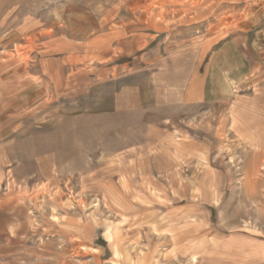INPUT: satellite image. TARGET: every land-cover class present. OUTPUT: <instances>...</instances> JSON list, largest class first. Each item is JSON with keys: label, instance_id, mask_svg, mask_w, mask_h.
Returning a JSON list of instances; mask_svg holds the SVG:
<instances>
[{"label": "rangeland", "instance_id": "rangeland-1", "mask_svg": "<svg viewBox=\"0 0 264 264\" xmlns=\"http://www.w3.org/2000/svg\"><path fill=\"white\" fill-rule=\"evenodd\" d=\"M264 264V0H0V264Z\"/></svg>", "mask_w": 264, "mask_h": 264}, {"label": "crops", "instance_id": "crops-1", "mask_svg": "<svg viewBox=\"0 0 264 264\" xmlns=\"http://www.w3.org/2000/svg\"><path fill=\"white\" fill-rule=\"evenodd\" d=\"M130 263H131V264H139V263H133V262H131V261H130Z\"/></svg>", "mask_w": 264, "mask_h": 264}]
</instances>
